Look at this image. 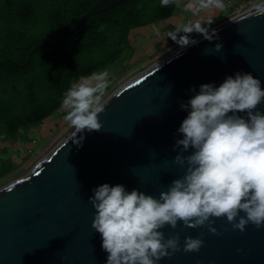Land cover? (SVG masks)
Segmentation results:
<instances>
[{"label": "water", "instance_id": "water-1", "mask_svg": "<svg viewBox=\"0 0 264 264\" xmlns=\"http://www.w3.org/2000/svg\"><path fill=\"white\" fill-rule=\"evenodd\" d=\"M124 1H98L74 35L58 44L78 36L90 16ZM247 10L212 27L218 41L198 34L196 44L175 47L117 84L104 96L99 131H85L77 144L70 128L25 172L0 186V264H105L100 234L91 226V190L120 183L158 196L184 171L172 159L179 151L173 148L176 129L187 115L179 104L192 95L189 89L219 84L237 71L252 73L264 88V16H248ZM216 43L222 44L219 51ZM213 220L219 234L206 226L166 225V237L179 232L181 249L159 264H264V227L250 223L241 232L223 216ZM201 234L199 251H183L185 236Z\"/></svg>", "mask_w": 264, "mask_h": 264}, {"label": "clouds", "instance_id": "clouds-1", "mask_svg": "<svg viewBox=\"0 0 264 264\" xmlns=\"http://www.w3.org/2000/svg\"><path fill=\"white\" fill-rule=\"evenodd\" d=\"M162 7L176 5L195 19L177 23L167 32L180 48L196 44L191 35L208 41L219 40L211 25L214 11L224 12L230 0H159ZM248 16H264V0H254ZM235 22V17L230 19ZM221 43L214 49L219 51ZM111 81L108 69L82 75L64 91L60 107L67 109L64 120L72 128L71 137L80 144L85 131H99V115ZM250 72L237 71L222 82L201 83L179 107L187 115L176 129L172 162L183 174L158 196L123 184L104 182L94 187L88 202L94 209L92 228L100 234L105 264H159L181 249L180 234L165 236L178 222L187 227L206 226L211 233L213 218L225 217L233 230L246 225L264 227V88ZM77 133L81 135L77 138ZM191 149V151H189ZM187 153V154H186ZM219 234V233H217ZM202 234L183 238V251H199ZM241 251V249H237ZM199 264V261L197 262Z\"/></svg>", "mask_w": 264, "mask_h": 264}, {"label": "trees", "instance_id": "trees-1", "mask_svg": "<svg viewBox=\"0 0 264 264\" xmlns=\"http://www.w3.org/2000/svg\"><path fill=\"white\" fill-rule=\"evenodd\" d=\"M98 1L0 0V133L7 138L17 141L20 132L62 109V94L80 76L118 62L132 30L162 23L176 11L159 0H125L90 16L78 36L58 44L74 35ZM12 168L1 160L0 177Z\"/></svg>", "mask_w": 264, "mask_h": 264}, {"label": "rangeland", "instance_id": "rangeland-1", "mask_svg": "<svg viewBox=\"0 0 264 264\" xmlns=\"http://www.w3.org/2000/svg\"><path fill=\"white\" fill-rule=\"evenodd\" d=\"M184 2L186 0H180L181 5ZM253 2L254 0H243L239 2L241 4L239 8L236 6L233 11H230L233 8H228L224 12L213 10L211 13H203V15L212 14L214 16L215 21L211 25L213 27L249 9ZM176 10L172 18L162 23L137 28L130 32L129 50H126L123 57L108 68L111 83L105 95L117 84L178 46L175 42L172 43L170 37H167V32L172 30L177 23L196 17H192L189 12H183L181 7L176 6ZM191 35L198 34L192 33ZM66 111L67 109H60L41 125L20 132L17 141H12L0 133V167L1 160L13 165L7 175L0 177V186L25 172L39 156L71 128L69 122L64 120Z\"/></svg>", "mask_w": 264, "mask_h": 264}, {"label": "crops", "instance_id": "crops-1", "mask_svg": "<svg viewBox=\"0 0 264 264\" xmlns=\"http://www.w3.org/2000/svg\"><path fill=\"white\" fill-rule=\"evenodd\" d=\"M242 1H243V0H235L234 3H233V5H232L231 7H229V8H233V9H231V10L229 9V10H230V11H233V10H234V7H236V6L239 8V6L241 5L239 2H242ZM237 4H238V5H237ZM176 11H177V10H176ZM228 12H229V11H228ZM172 17H173V16H172ZM172 17H171V18H172Z\"/></svg>", "mask_w": 264, "mask_h": 264}, {"label": "built area", "instance_id": "built-area-1", "mask_svg": "<svg viewBox=\"0 0 264 264\" xmlns=\"http://www.w3.org/2000/svg\"><path fill=\"white\" fill-rule=\"evenodd\" d=\"M235 0H230V4L232 5L234 3Z\"/></svg>", "mask_w": 264, "mask_h": 264}]
</instances>
